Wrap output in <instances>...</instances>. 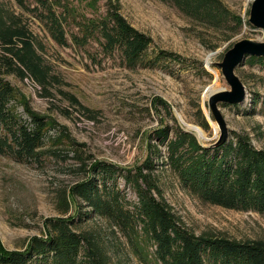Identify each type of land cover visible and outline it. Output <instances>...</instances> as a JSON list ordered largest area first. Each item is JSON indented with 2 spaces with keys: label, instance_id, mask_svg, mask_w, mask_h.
Wrapping results in <instances>:
<instances>
[{
  "label": "rangeland",
  "instance_id": "rangeland-1",
  "mask_svg": "<svg viewBox=\"0 0 264 264\" xmlns=\"http://www.w3.org/2000/svg\"><path fill=\"white\" fill-rule=\"evenodd\" d=\"M0 1L42 43L38 49L41 65L50 69V76L42 84L27 71L24 77L7 72L2 61L0 75L25 94L35 110L65 125L71 136L82 143L85 156L123 167L145 160L153 131L163 125L174 131L183 128L205 146L219 140L221 128L210 106L209 93L232 89L219 63L240 40L264 41V29L249 22L254 0H222L243 18L245 23L239 30L234 24L209 26L163 0H120V11L127 20L153 38L148 59L155 58L160 49L180 55L179 59H161L157 67L131 68L120 52L105 54L96 38L84 46L72 41V34L81 33L82 24L105 14V0L94 4V0H57L62 4L60 11L71 9L72 18H76L65 24L68 45L51 38L35 9V0H25L28 9L21 7L18 0ZM1 51L0 48V54ZM235 72L245 85V98L238 104L218 102L228 138L235 141V132H245L256 147L264 148V68L246 57ZM73 96L79 103L72 100ZM17 111L24 114L22 106H17ZM202 115L208 120V129L200 125ZM159 150V185L190 230L240 241H264V214L202 201L182 184L169 165L162 164L167 161L166 144L161 143ZM62 154L46 156L40 162L19 161L13 155L0 154L2 246L7 250L22 249L31 237L45 233L47 217L75 214L73 227L102 243L112 264H158L152 253L154 246L149 245L148 250L144 246L139 252L126 233L107 218L82 214L80 219L75 201L62 214V194L67 190L70 195V187L83 177L76 152L71 151L67 157ZM116 182L131 203L138 202L135 190L121 174Z\"/></svg>",
  "mask_w": 264,
  "mask_h": 264
},
{
  "label": "trees",
  "instance_id": "trees-1",
  "mask_svg": "<svg viewBox=\"0 0 264 264\" xmlns=\"http://www.w3.org/2000/svg\"><path fill=\"white\" fill-rule=\"evenodd\" d=\"M35 1V9L51 38L60 45H68L65 24L76 19L72 18L73 10L60 11L62 4L57 0ZM94 1L93 4L100 0ZM105 1V14L82 24L81 33L72 34L73 43L84 46L96 38L105 54L120 52L131 68H153L161 59H179L180 55L164 49L148 59L153 38L127 20L120 11V0ZM163 1L215 28L234 24L239 30L245 23L222 0ZM18 3L25 9L29 7L25 0ZM18 19L0 1V61L7 72L24 77L27 71L44 84L50 69L41 65L38 49L42 43ZM247 57L250 63H260L264 68V56ZM72 100L79 103L74 96ZM159 102L167 106L165 101ZM17 106L23 107L27 118L17 111ZM200 125L209 128L203 115ZM234 135L235 141L228 138L219 146H205L195 134L163 125L153 131L145 160L133 167H123L85 156L82 143L71 136L65 125L35 110L27 96L0 75V154L13 155L19 161L40 162L49 155L62 157L66 153L67 157L71 151L76 152L83 177L70 187V195L67 190L62 194V214L75 201L80 219L82 214L107 218L126 233L139 252L144 246L147 250L149 245L154 246L152 253L158 264H264L263 240L240 241L190 230L164 197L156 175V156L159 145L164 143L167 161L162 164L169 165L182 184L202 201L264 214V148L256 147L245 132ZM118 174L135 190L137 203H131L119 188ZM74 220L75 214L47 217L45 233L31 237L22 249L7 250L0 242V264H112L106 247L94 236L76 230Z\"/></svg>",
  "mask_w": 264,
  "mask_h": 264
},
{
  "label": "water",
  "instance_id": "water-1",
  "mask_svg": "<svg viewBox=\"0 0 264 264\" xmlns=\"http://www.w3.org/2000/svg\"><path fill=\"white\" fill-rule=\"evenodd\" d=\"M249 22L258 28L264 29V0H254L250 12ZM250 55L264 56V41H255L248 38L240 40L227 51L223 61L219 63L223 74L232 89L211 91L209 93L210 106L221 128V136L219 140L211 144V146H219L228 139L229 131L225 125L221 112L218 109V102H228L229 104H234L245 98V85L236 74L235 69L247 56Z\"/></svg>",
  "mask_w": 264,
  "mask_h": 264
}]
</instances>
